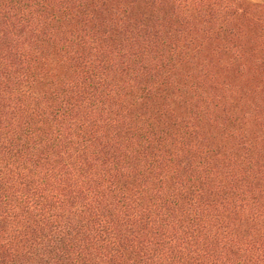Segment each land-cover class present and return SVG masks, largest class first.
<instances>
[{
  "label": "trees",
  "instance_id": "trees-1",
  "mask_svg": "<svg viewBox=\"0 0 264 264\" xmlns=\"http://www.w3.org/2000/svg\"><path fill=\"white\" fill-rule=\"evenodd\" d=\"M0 264H264V0H0Z\"/></svg>",
  "mask_w": 264,
  "mask_h": 264
},
{
  "label": "crops",
  "instance_id": "crops-1",
  "mask_svg": "<svg viewBox=\"0 0 264 264\" xmlns=\"http://www.w3.org/2000/svg\"><path fill=\"white\" fill-rule=\"evenodd\" d=\"M254 2H259V0H253Z\"/></svg>",
  "mask_w": 264,
  "mask_h": 264
},
{
  "label": "rangeland",
  "instance_id": "rangeland-1",
  "mask_svg": "<svg viewBox=\"0 0 264 264\" xmlns=\"http://www.w3.org/2000/svg\"><path fill=\"white\" fill-rule=\"evenodd\" d=\"M253 1V0H252ZM260 1V0H259Z\"/></svg>",
  "mask_w": 264,
  "mask_h": 264
}]
</instances>
